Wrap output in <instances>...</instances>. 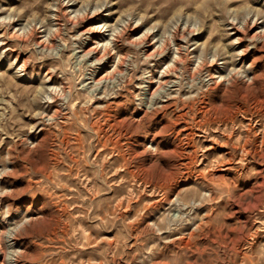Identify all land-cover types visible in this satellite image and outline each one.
<instances>
[{
    "label": "rangeland",
    "instance_id": "1",
    "mask_svg": "<svg viewBox=\"0 0 264 264\" xmlns=\"http://www.w3.org/2000/svg\"><path fill=\"white\" fill-rule=\"evenodd\" d=\"M0 264H264V0H0Z\"/></svg>",
    "mask_w": 264,
    "mask_h": 264
}]
</instances>
